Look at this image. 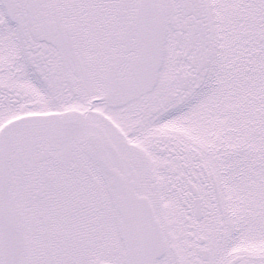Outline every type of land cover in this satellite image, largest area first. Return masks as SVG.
Segmentation results:
<instances>
[{
  "label": "flooded vegetation",
  "instance_id": "obj_1",
  "mask_svg": "<svg viewBox=\"0 0 264 264\" xmlns=\"http://www.w3.org/2000/svg\"><path fill=\"white\" fill-rule=\"evenodd\" d=\"M160 4L0 0V199L5 183L25 250L80 264L88 249L91 264H140L133 207L121 184L150 202L146 187L163 183L150 172L158 156L178 161L181 172L166 184L179 187L175 197L187 216L196 201L204 216L202 196L193 190L205 180L195 174L196 155L173 140L155 146L153 155L142 141L161 110L182 115L181 101L173 107L180 91L212 66L207 8L247 9L254 0H170L169 17ZM157 23L164 30L161 51L153 38Z\"/></svg>",
  "mask_w": 264,
  "mask_h": 264
},
{
  "label": "rangeland",
  "instance_id": "obj_2",
  "mask_svg": "<svg viewBox=\"0 0 264 264\" xmlns=\"http://www.w3.org/2000/svg\"><path fill=\"white\" fill-rule=\"evenodd\" d=\"M158 2L169 17L173 10L170 0ZM262 2L254 0L247 9L207 8L213 38L212 66L201 80L180 91L173 107L181 101L182 115L161 110L159 124L152 125L153 122L147 128L151 137L143 139V149L151 148L155 155V146L161 148L171 140L175 141L173 147L183 144L198 158L196 176L205 178L203 184L195 186L205 207L203 218L196 220L195 216H187L176 200L179 187L166 184L171 173L181 172L178 161L173 157H154L150 172L163 183L146 188L152 194L150 204L166 243L165 254L157 264H204L199 250L205 247L207 262L210 260L207 264L218 258L223 261L220 264H232L234 260L237 264H264ZM165 97L160 91L159 98ZM164 116L167 120H161ZM184 161L189 163L187 158ZM167 163V169L162 171L161 166ZM54 187L47 184L46 188L54 192ZM190 226L194 228L190 230ZM200 238L206 239L207 245L200 246ZM81 252L86 259L81 257L80 264H91L88 249ZM22 257L24 264H73L52 259L46 250L29 248Z\"/></svg>",
  "mask_w": 264,
  "mask_h": 264
},
{
  "label": "water",
  "instance_id": "obj_3",
  "mask_svg": "<svg viewBox=\"0 0 264 264\" xmlns=\"http://www.w3.org/2000/svg\"><path fill=\"white\" fill-rule=\"evenodd\" d=\"M155 38L158 39V43H160V31H155ZM127 198L136 209V231L140 241L139 248L142 252L141 255L143 258V264H154L155 260L160 258L164 252V241L160 232V228L157 222L154 220L150 208L144 199L137 198L135 196H129L128 194ZM11 209L12 205L8 202L5 203L3 213L1 214L2 218L0 215L3 242L9 246L20 244L18 234L14 230V223H11V228L6 226L4 223V219H7L6 214L10 212Z\"/></svg>",
  "mask_w": 264,
  "mask_h": 264
},
{
  "label": "bare ground",
  "instance_id": "obj_4",
  "mask_svg": "<svg viewBox=\"0 0 264 264\" xmlns=\"http://www.w3.org/2000/svg\"><path fill=\"white\" fill-rule=\"evenodd\" d=\"M137 237V236H136ZM139 239V237H137Z\"/></svg>",
  "mask_w": 264,
  "mask_h": 264
}]
</instances>
